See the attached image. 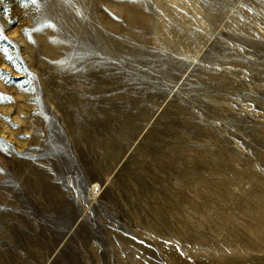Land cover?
<instances>
[{
    "label": "rangeland",
    "instance_id": "obj_1",
    "mask_svg": "<svg viewBox=\"0 0 264 264\" xmlns=\"http://www.w3.org/2000/svg\"><path fill=\"white\" fill-rule=\"evenodd\" d=\"M0 264H264V0H0Z\"/></svg>",
    "mask_w": 264,
    "mask_h": 264
},
{
    "label": "snow or ice",
    "instance_id": "obj_2",
    "mask_svg": "<svg viewBox=\"0 0 264 264\" xmlns=\"http://www.w3.org/2000/svg\"><path fill=\"white\" fill-rule=\"evenodd\" d=\"M38 2V0H21V3H32V4H36ZM0 99H2V97H0Z\"/></svg>",
    "mask_w": 264,
    "mask_h": 264
}]
</instances>
